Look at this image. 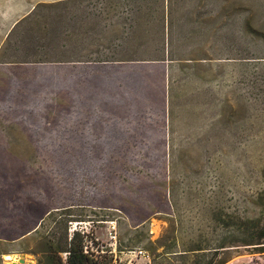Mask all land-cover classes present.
I'll return each instance as SVG.
<instances>
[{"label":"rangeland","instance_id":"1","mask_svg":"<svg viewBox=\"0 0 264 264\" xmlns=\"http://www.w3.org/2000/svg\"><path fill=\"white\" fill-rule=\"evenodd\" d=\"M1 52L0 264H264V0L61 2Z\"/></svg>","mask_w":264,"mask_h":264},{"label":"crops","instance_id":"2","mask_svg":"<svg viewBox=\"0 0 264 264\" xmlns=\"http://www.w3.org/2000/svg\"><path fill=\"white\" fill-rule=\"evenodd\" d=\"M72 0H0V66L11 63L2 61V48L39 8ZM10 65V64H9Z\"/></svg>","mask_w":264,"mask_h":264},{"label":"trees","instance_id":"3","mask_svg":"<svg viewBox=\"0 0 264 264\" xmlns=\"http://www.w3.org/2000/svg\"><path fill=\"white\" fill-rule=\"evenodd\" d=\"M256 235L255 236H251L252 241L256 242L254 244H249V245H254V246H260V245H264V242L262 243L261 241L264 240V227L259 229L256 228ZM78 234H75V237L71 240V243L68 245L69 247H67L65 250H58L57 252H54V256H57V254H60L62 252H65L66 256L65 259L62 260L59 258V262H55L54 260H45L43 262V264H90L89 263V257L87 254H85L84 248L78 244H76L74 242L76 236ZM224 247L220 248L223 249ZM264 248V247H262ZM62 249V248H60ZM205 249H196L195 251H199L201 253H198L196 255V258L193 260L192 264H224L226 262V259H221L220 261H216V260H209L208 262L205 263L204 260H202L203 257L206 256L207 253L203 252ZM194 251V250H193ZM217 253V252H216ZM53 253L51 252V255ZM202 254V255H200ZM184 256V255H183ZM201 258V259H200ZM49 259H52V257H49Z\"/></svg>","mask_w":264,"mask_h":264},{"label":"bare ground","instance_id":"4","mask_svg":"<svg viewBox=\"0 0 264 264\" xmlns=\"http://www.w3.org/2000/svg\"><path fill=\"white\" fill-rule=\"evenodd\" d=\"M16 258H17L16 255L15 256L14 255H7L6 256V260L10 261V264H13L12 261H14Z\"/></svg>","mask_w":264,"mask_h":264},{"label":"water","instance_id":"5","mask_svg":"<svg viewBox=\"0 0 264 264\" xmlns=\"http://www.w3.org/2000/svg\"><path fill=\"white\" fill-rule=\"evenodd\" d=\"M24 257V256H22ZM13 264H26V260H24V258H22L21 260H19L18 262H13ZM32 264V263H31Z\"/></svg>","mask_w":264,"mask_h":264},{"label":"built area","instance_id":"6","mask_svg":"<svg viewBox=\"0 0 264 264\" xmlns=\"http://www.w3.org/2000/svg\"><path fill=\"white\" fill-rule=\"evenodd\" d=\"M18 259H19V258H17L15 261L18 262Z\"/></svg>","mask_w":264,"mask_h":264}]
</instances>
